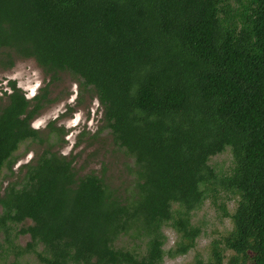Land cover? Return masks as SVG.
<instances>
[{
	"label": "trees",
	"instance_id": "1",
	"mask_svg": "<svg viewBox=\"0 0 264 264\" xmlns=\"http://www.w3.org/2000/svg\"><path fill=\"white\" fill-rule=\"evenodd\" d=\"M19 59L50 81L3 91L0 175L21 144L47 147L0 195V264H163L195 248L208 199L232 229L195 264H264V0H0V73ZM63 72L97 97L126 178L79 176L54 150L64 127H33ZM225 151L233 166L217 172Z\"/></svg>",
	"mask_w": 264,
	"mask_h": 264
},
{
	"label": "rangeland",
	"instance_id": "2",
	"mask_svg": "<svg viewBox=\"0 0 264 264\" xmlns=\"http://www.w3.org/2000/svg\"><path fill=\"white\" fill-rule=\"evenodd\" d=\"M59 76L60 81L49 87L50 94L46 99L51 101L44 105L33 121V127L46 133L48 123L51 121H54L57 127H64L67 132L64 137L66 142L54 150L73 159L79 176L91 172L104 173L108 182L112 184L117 182L119 176L126 178L127 165H130L131 159L113 144L110 129L103 128V110L94 92L90 87L81 88L79 82L70 73L63 72ZM10 80L16 81L17 86L28 98H31L43 93L42 89L49 83L50 78L33 59L17 60L11 70L0 73V108L7 103L3 91H9ZM98 132L100 133L97 136H93ZM46 147V143L41 144L39 141H27L21 144L15 154L12 169L5 167L0 175V195L11 184L22 182L24 170L20 171L21 167L37 158ZM209 164L217 172H227L233 166L232 154L230 151H225L212 157ZM104 167L107 171H104ZM224 203L226 210L232 213L236 206L235 200L226 199ZM193 222L200 225L203 230L195 248L182 256L166 257L163 264H195L197 259L207 261L211 256L210 243L221 240L232 229L231 220L223 216L220 207L214 206L211 199L206 200L202 208L194 213ZM164 232L167 237L165 249L168 250L175 246L177 234L169 227H166ZM3 237L4 234L0 232V242ZM28 241V235H19L15 239V242L22 246ZM228 254L232 253L228 251ZM23 261L38 264L31 255L24 257Z\"/></svg>",
	"mask_w": 264,
	"mask_h": 264
}]
</instances>
